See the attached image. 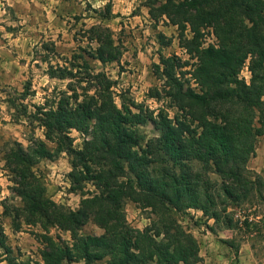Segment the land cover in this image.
Masks as SVG:
<instances>
[{
    "label": "trees",
    "instance_id": "obj_1",
    "mask_svg": "<svg viewBox=\"0 0 264 264\" xmlns=\"http://www.w3.org/2000/svg\"><path fill=\"white\" fill-rule=\"evenodd\" d=\"M149 7L154 20L164 16L177 26L180 46L193 60L161 53L154 64L161 84L150 96L166 99L174 115L165 108L155 114L134 101L119 106L106 72H96L86 58L76 72L74 61L65 58V64H50L49 76L76 78L79 84H69L37 114L55 148L32 135L27 146L12 141L4 153L10 189L23 203L4 198V214L16 230L23 222L42 227L44 264H196L199 242L175 213L198 209L231 228L230 203L263 197L264 179L249 163L264 136V0H152ZM112 15L110 3L103 17ZM208 28L216 40L205 45ZM90 33L97 43L92 57L103 64L121 61L123 48L111 27L93 24ZM159 43L169 46L172 39L160 32ZM148 123L157 132L152 137L140 130ZM72 129L86 136L80 148L73 144ZM62 152L70 157L71 189L81 195L77 210L47 196L35 169ZM88 183L95 188L91 192ZM127 200L150 210L149 225L130 224ZM90 220L104 232L82 234ZM53 227L69 232L70 240L52 235ZM6 237L0 226L8 263L21 264L10 256Z\"/></svg>",
    "mask_w": 264,
    "mask_h": 264
},
{
    "label": "rangeland",
    "instance_id": "obj_2",
    "mask_svg": "<svg viewBox=\"0 0 264 264\" xmlns=\"http://www.w3.org/2000/svg\"><path fill=\"white\" fill-rule=\"evenodd\" d=\"M151 1L59 0L52 7L37 5L35 9L17 11L10 0H0V226L12 247L10 256L18 263L44 264L41 251L45 244L39 237L43 231L40 225L23 222L22 228L16 230L12 218L4 214L2 200L6 197L12 205H23L21 198L10 189L13 183L5 166L4 153L12 141L27 146L32 135L55 148V143L46 139L45 128L37 118L38 107L54 104L61 91L68 90L69 84H79L76 78L62 80L50 77V64H65V58H69L76 64L75 71L78 72L79 65H83L86 58L96 72H106L113 80L112 89L119 106L123 102L130 104L134 101L143 103L155 114L165 108L171 116L174 115L175 109L169 107L166 99L157 100L150 96V89L161 84L155 75L154 64L160 62L161 53L193 60L180 46L177 26L164 16L158 20L151 16ZM110 3L113 15L104 18ZM98 23L112 28L116 42L123 48L120 62L103 64L90 55L97 46L89 39L90 28ZM160 32L172 39L169 46L160 45ZM186 34L191 36L190 30ZM215 40L213 31L206 29L205 45ZM242 75L249 79V70L244 68ZM140 130L147 137L157 134L150 123L140 126ZM70 136L76 148L83 146L84 133L72 129ZM249 167L264 179V136ZM35 169L47 186V196L66 208H79L81 195L71 189L69 172L72 167L66 152L54 160L42 159ZM211 177L220 179L216 174H211ZM94 189L91 183L87 184V192ZM125 209L132 226L143 229L150 224L152 215L149 209H142L131 200L125 202ZM227 212L233 218L231 228L198 209L175 213L179 222L199 242L201 260L196 264H264V188L262 198H249L239 205L230 203ZM103 232L104 229L93 220L81 229L84 235ZM51 234H60L70 240L69 232L64 230L53 227ZM0 264H9L8 254L1 246Z\"/></svg>",
    "mask_w": 264,
    "mask_h": 264
},
{
    "label": "crops",
    "instance_id": "obj_3",
    "mask_svg": "<svg viewBox=\"0 0 264 264\" xmlns=\"http://www.w3.org/2000/svg\"><path fill=\"white\" fill-rule=\"evenodd\" d=\"M12 7L17 11L35 9L37 5H42L44 7L54 6L55 3H58L59 0H10Z\"/></svg>",
    "mask_w": 264,
    "mask_h": 264
}]
</instances>
